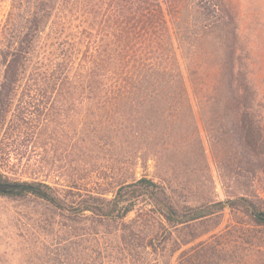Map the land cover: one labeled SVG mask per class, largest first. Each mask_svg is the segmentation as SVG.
<instances>
[{
  "label": "trees",
  "instance_id": "trees-1",
  "mask_svg": "<svg viewBox=\"0 0 264 264\" xmlns=\"http://www.w3.org/2000/svg\"><path fill=\"white\" fill-rule=\"evenodd\" d=\"M245 38L234 0H0V132L69 129L73 154L52 186L20 177L5 153L0 196L75 215L56 247L37 232L0 264H264V209L249 193L264 182V69ZM207 150L236 191L225 201L190 177L210 168ZM185 151L202 160L172 163V179L136 174ZM139 200L150 210L127 220ZM228 206L252 216L223 226Z\"/></svg>",
  "mask_w": 264,
  "mask_h": 264
},
{
  "label": "rangeland",
  "instance_id": "rangeland-1",
  "mask_svg": "<svg viewBox=\"0 0 264 264\" xmlns=\"http://www.w3.org/2000/svg\"><path fill=\"white\" fill-rule=\"evenodd\" d=\"M234 4L239 12V19L243 33L246 35V41L249 42V46L253 49L254 62L256 69H264V0H234ZM45 109V105L42 104L37 108L39 113ZM37 122H28L25 125L27 132L33 131L37 126ZM50 124H45L42 127L43 136L38 140H34L30 137V134H26L24 137H16L11 129L0 132V166L5 162V153H12L11 169L16 170L18 174H21L22 178L31 180L32 178H38L39 180H45L48 184L53 185L55 180H61L62 175L68 173V163L73 159V154L69 147L66 146L65 139L69 141L71 135L60 136L57 133L53 136L50 132L45 131ZM52 139H50L51 137ZM64 137V138H63ZM190 143H193L188 140ZM74 141L67 145H72ZM65 143V144H64ZM190 150V148H188ZM186 155L179 157V154L173 156V158H164L158 160L151 158L147 161H140L136 169L138 177L146 174L148 178H153L159 181L158 176L164 178H174L175 176L182 174V171L177 169L172 163H178L179 160L198 159L202 160L201 156L190 154L191 152L185 151ZM208 159L210 162V168L204 169L196 173L190 174V177L196 183H200L202 190L208 192L213 197L216 196L218 201H225L228 195H231L234 191L231 183L222 180L219 176L215 165L213 164L211 155L207 150ZM183 161V160H182ZM102 166H106V163L101 161ZM7 170V169H6ZM81 174L89 176L87 167H83ZM102 172L106 171L102 168ZM213 175L215 184L206 181L210 173ZM102 173L98 174L99 176ZM188 174V173H187ZM189 176V174H188ZM182 177H178L177 181H172V186H182ZM203 184V185H202ZM66 184L60 183L57 188L62 190L66 189ZM205 185V186H204ZM180 192V190H178ZM249 193L251 195L250 200L254 202L259 208L264 209V182L258 184H249ZM67 201H71L72 195L64 194ZM110 193L108 198H112ZM242 202V203H241ZM244 205L243 201L236 203L238 205ZM150 210L148 203L143 200L136 202L135 210L129 213L127 220L134 218L141 214V211ZM145 216V213L143 214ZM69 216H75L73 211L70 210L69 203L63 204L61 208H57L46 201H38L30 196L22 199L15 200L0 196V252H6L10 254L14 249L16 242L24 239L28 240L33 234H40L45 238L47 245L50 247H56L57 235L62 238L67 235L66 229L61 224ZM219 216H225L223 226L231 219L232 216H252L249 214H243L240 211H231L229 206L223 214ZM46 220H52L57 222L58 225L48 227ZM16 234H22L23 237H17ZM68 245V244H66ZM172 264H176L175 259Z\"/></svg>",
  "mask_w": 264,
  "mask_h": 264
}]
</instances>
